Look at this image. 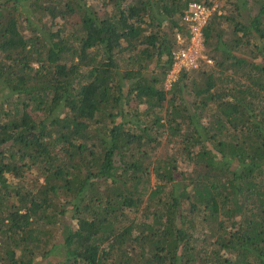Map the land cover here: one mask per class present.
<instances>
[{"label": "trees", "instance_id": "1", "mask_svg": "<svg viewBox=\"0 0 264 264\" xmlns=\"http://www.w3.org/2000/svg\"><path fill=\"white\" fill-rule=\"evenodd\" d=\"M89 1L0 0V264H264V0Z\"/></svg>", "mask_w": 264, "mask_h": 264}, {"label": "built area", "instance_id": "2", "mask_svg": "<svg viewBox=\"0 0 264 264\" xmlns=\"http://www.w3.org/2000/svg\"><path fill=\"white\" fill-rule=\"evenodd\" d=\"M212 9L206 6L205 4L198 2V1H193L189 4L188 11L185 16V20L188 23L189 31H190V46L185 48H181L177 52V59H186L190 58L189 53L194 47H199L203 45L204 42V36H203V28L206 25L208 19L210 18L212 14ZM179 40V39H178ZM182 42L183 40H179ZM184 66V65H182ZM188 68V67H187Z\"/></svg>", "mask_w": 264, "mask_h": 264}, {"label": "rangeland", "instance_id": "3", "mask_svg": "<svg viewBox=\"0 0 264 264\" xmlns=\"http://www.w3.org/2000/svg\"><path fill=\"white\" fill-rule=\"evenodd\" d=\"M235 1L236 3H238L239 0H233ZM94 7H98L100 5V3H98L97 1L95 0H91L89 1ZM216 7V6H215ZM217 8V7H216ZM227 8H229V11H227L228 13H230L231 11H235L236 10V7L234 5H231V6H228ZM99 9L101 10L102 7H99ZM233 14V13H232ZM73 18H70V20H72ZM62 23V22H60ZM168 24V22H165L164 21V25ZM69 28L68 29H71L72 25L71 24H68L67 25ZM58 29V26L57 24H54V30ZM204 38V37H203ZM179 40H181L180 37H178ZM178 40V41H179ZM180 42V41H179ZM190 44V40L188 42V45ZM190 46V45H189ZM189 46H186L185 48L189 47ZM195 49H193L192 51H190L189 53V57L190 58H186L184 60L182 59H177L176 58V62L171 70V72L169 73L168 77H167V82H166V88H170L173 81L177 78V75H178V72L180 70V68L182 67V65L188 67V69H192L194 67H196L198 65V59L203 56V50H204V42H203V45L199 46V47H194ZM208 62H210V60H208ZM176 157V155H175ZM178 167L179 168H184V169H189V164L187 162H179L178 164ZM29 174V172H28ZM13 181V179H12ZM152 182L154 183L155 182V176L153 177L152 179ZM54 236H58V235H54ZM36 261H45L44 258L40 257V258H37Z\"/></svg>", "mask_w": 264, "mask_h": 264}]
</instances>
